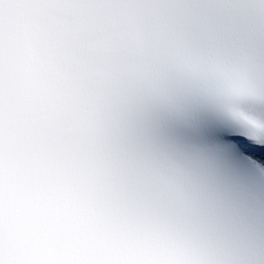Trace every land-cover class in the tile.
I'll list each match as a JSON object with an SVG mask.
<instances>
[{"label": "snow or ice", "instance_id": "obj_1", "mask_svg": "<svg viewBox=\"0 0 264 264\" xmlns=\"http://www.w3.org/2000/svg\"><path fill=\"white\" fill-rule=\"evenodd\" d=\"M0 264H264V0H0Z\"/></svg>", "mask_w": 264, "mask_h": 264}]
</instances>
